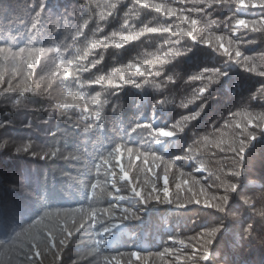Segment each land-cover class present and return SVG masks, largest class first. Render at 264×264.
Listing matches in <instances>:
<instances>
[{
  "label": "trees",
  "instance_id": "trees-1",
  "mask_svg": "<svg viewBox=\"0 0 264 264\" xmlns=\"http://www.w3.org/2000/svg\"><path fill=\"white\" fill-rule=\"evenodd\" d=\"M40 3L0 0V46L13 52L21 47L52 49L41 54L30 80L25 79L23 66L13 72L11 61L2 62L0 92L9 88V81L12 91L0 96V140L10 141L0 150V264L25 261L30 255L27 246H10L44 212L90 206L111 208L116 217L125 208L135 215L107 224L109 215L95 212L97 223L86 222L78 228L61 246L58 257L47 255L44 264H116L113 256L119 264H129L128 254L134 251L141 256L139 261L131 258L135 264H264V244L258 242L264 238V218L258 215L264 211V130L254 129L256 135L245 148L239 177L232 174L234 154L214 146L239 138L243 114H264V76L258 74L264 71L260 55L264 32L234 31L235 19L259 20L264 9L250 8L241 16L235 0L210 6L209 0H43L39 23L33 29ZM156 4L163 10L158 11ZM149 28L158 31L148 32ZM164 28L170 31H160ZM178 28L193 31L195 39L178 33ZM132 36L137 38L125 40ZM177 39L180 43H173ZM200 40L217 46L223 43L233 55L239 48L243 56L253 57L248 67L256 66L258 71L249 72L232 61L225 65L228 55L223 49L196 42ZM177 51L182 54L176 56ZM24 56L29 58L27 53ZM61 59L72 60L69 75L64 77L61 70L49 86L46 78ZM130 65H138L139 70ZM216 68L224 72L220 78L211 71L204 73ZM201 75L206 78L195 79ZM205 86L206 93L200 94ZM25 88L39 89L40 94H21ZM15 99L13 107L10 101ZM93 99L97 104L91 103ZM58 100L69 107H58ZM156 127L175 134L157 140L153 137ZM28 143L30 151L58 149L65 155L40 158L31 152H13ZM116 145H120L119 152L114 151ZM146 152L161 159L149 155L145 163ZM105 157L110 161L107 164ZM172 160L168 168L166 162ZM121 166L128 170L133 186L148 191L153 182L162 188L166 175L170 198L181 203L202 187L206 195L198 197L199 205L142 201L119 175L115 188L107 186L111 195L91 192V184L103 181L105 169L119 174ZM223 182L237 184L225 211L204 207L206 198L219 203L211 197L225 195ZM120 196L124 199L119 200ZM249 224L257 239L244 238ZM213 227L219 231L209 246L210 259L200 261L202 249L193 238ZM194 249L196 257H192ZM37 259L30 264H39Z\"/></svg>",
  "mask_w": 264,
  "mask_h": 264
},
{
  "label": "snow or ice",
  "instance_id": "snow-or-ice-1",
  "mask_svg": "<svg viewBox=\"0 0 264 264\" xmlns=\"http://www.w3.org/2000/svg\"><path fill=\"white\" fill-rule=\"evenodd\" d=\"M138 2H141V0H138ZM233 2V0H209V6L211 4H225V3H231ZM235 3L237 5H239L240 7V11L238 13V15L241 16H246L244 13L246 12V10L250 9V8H261L264 9V0H235ZM44 3L43 0H41L40 3V11H37L35 13V16L33 17V23L31 24V28L35 29L36 25L39 23L40 20V13L41 10L43 9ZM151 6V5H149ZM114 7V6H113ZM158 11L163 10L162 6L160 4H156L154 6ZM196 11H200V9H195ZM173 10L169 9V14H172ZM234 19L233 17H229L228 20H232ZM185 22L188 21L187 17H184ZM192 24H195V21H191ZM235 25L236 28L234 29V31L238 30V29H243V30H250L252 32H264V15H261L259 20L256 19H244V18H239V19H235ZM226 26H227V21H226ZM148 32H156L158 31L155 28H149L147 29ZM160 31H164V32H168L170 31V29L168 28H164L161 29ZM177 32L182 34V35H187L189 37H193V39H195L194 37V32L193 31H186L184 28H178ZM176 33H173V36H175ZM136 36H132V37H127L125 38V40L127 39H136ZM220 37H216L217 41H220ZM198 43H202V44H211L212 47H217V50L223 49V51L228 55V60L225 61V65H227V63L229 61L235 62L236 64L244 67L247 71L249 72H257L258 69L256 66L253 67H248V64L250 61H252L253 57H246L243 56L242 52L239 50V48L236 49L235 54L233 55L231 50L229 48H225L223 43H219L218 46L217 44L213 43L211 40H200V41H196ZM31 43V41H30ZM101 43L100 41H97V44ZM167 43V41H166ZM173 43L175 44H179L180 41L177 39L175 41H173ZM45 51H52V49H42V48H35V47H31V48H24L23 50L19 49V51L13 52L10 48L9 51L6 52L5 54L0 55V64H2L3 61H8L7 57H13L15 58L19 64L20 67L23 66L26 71L23 73V75L25 76L26 80H30L33 76V72L36 69L37 65L39 64L40 61V57L41 54L44 53ZM186 51H189V49H187ZM27 53L28 54V59H25L24 54ZM182 53L177 51L175 53L176 56L181 55ZM57 55H59V53H57ZM261 56H264V51H262L260 53ZM243 63H242V60ZM72 64V60H67V62H65L64 59H61L60 64L57 66L56 71L51 72V74L49 76H47L46 78V82L49 86H52L53 81L56 79L57 77V73L60 72L61 70H63V76L67 77L69 75L68 72V67L71 66ZM130 67H136L138 70V65H130ZM261 67H264V65H262ZM13 72H15L12 69ZM81 71H87V69L82 68ZM209 71L213 72L215 74V76L217 78H220L222 75H224V72H222L219 68L216 69H205L204 73H208ZM149 75H151L152 73L149 71L148 73ZM258 74L264 76V71H259ZM155 75H160L159 72L155 73ZM206 76L205 75H201L198 77H195V79H199V80H203L205 79ZM209 83H212V78L211 77H207ZM0 80H3V74L0 75ZM42 83L45 82L44 80L41 81ZM99 81H97L98 83ZM61 83H64V81H61ZM125 83H131V81H127L125 80ZM137 87H139V85H136ZM9 88H11V81H9ZM31 88H25L23 90H30ZM207 90V86L205 87H201L199 89V93L200 94H205ZM261 90H264V85H262ZM62 95V93H61ZM69 95H72L71 92H69ZM98 95V94H97ZM256 97L253 96L252 99H255ZM92 104H97V100L93 99L91 101ZM58 107L63 108V109H67L69 107V105L67 104H63L60 103V101L58 100ZM97 119H99V112L95 113ZM198 115V114H197ZM235 115H241L240 113H237ZM245 117V124L244 126L241 128V125L239 123L236 124L237 128H241V131L239 133V138L236 141L233 142H227V141H221L216 143L214 146L216 148H219L221 151H226V152H231L234 154L233 156V162H240L241 158L243 157V153L245 151V148L247 147L249 141L251 139L255 138L256 135V131L255 130H264V114H258L257 116H253L250 113H245L243 114ZM195 117H185L186 120L188 119H194ZM91 125H88L86 127H90ZM137 127H141L139 124L137 125ZM151 127V126H149ZM160 129H165L166 127H156L155 128V133L156 135H153L154 138H156L157 140L161 137H171V136H163L160 133ZM255 129V130H254ZM179 129H177L178 131ZM168 131V130H167ZM175 134V131H169ZM205 140H207L208 138L205 137ZM227 145L226 147L224 145ZM32 148V144L28 143V144H23L21 147H18V151H24V152H31L32 155L35 156H39L40 158H48L49 156L54 157L57 156L58 154L61 156H64L65 154L60 153L58 149H48L47 151H45L44 149L40 150V151H30V149ZM120 149V145H116V148L114 149L115 152H119ZM129 152L132 151V149L128 150ZM189 151H192V149H189ZM112 154L109 153V156H111ZM151 155L154 157V159H161L160 157H157L156 154L154 152L152 153H144L145 156V163H147V157ZM66 158V157H65ZM104 159V163L107 164L109 163V159L108 158H103ZM119 159V157H117V160ZM174 159H184V157H176ZM173 160L172 161H167V167L170 168L172 167L173 164ZM234 165V164H233ZM235 168V167H234ZM97 173L99 174L100 172V168L97 167L96 169ZM167 171V168H166ZM233 175H236V170L233 171L232 173ZM117 175H119V179L121 181H126L128 183V185L130 186V191L131 193H133L136 197L140 198L142 201H147V200H164V201H168L170 203H174L178 206H185V205H189V204H201V200L198 198L199 196H205V190L203 189V187L201 188L199 193H195L192 192V189L189 188L188 191L192 192L191 197H189L188 199H186L183 203H181L179 200H173L170 198V190H169V181L167 179V176L165 175L164 177V186L161 188L158 186L157 183L153 182L150 186V191H148L147 189H140L138 186H133L132 182L129 180V176H128V170L126 169L125 166H121L120 167V173H116L115 171L111 170V169H105L104 170V179L103 181L101 180H97L95 183L91 184V192L93 194H98V193H105L107 192L108 195H111V192H108L107 186L111 185L113 188H115V184H116V177ZM157 177H159V174H157ZM219 179V177H217ZM184 183L186 184L187 181H184ZM198 183V181H197ZM220 186L224 187L225 189V195L223 196H215L213 195L211 197L212 201H219V203L214 204L211 203L209 201V199H205L203 201V205L204 207H208V206H213L215 208H217L218 210H220V203L224 200H226L227 198V193L232 192L236 189L233 188V183H227V182H223ZM99 188V191H97V189ZM176 188L178 190H180L182 188L181 183L177 182L176 183ZM147 191V196H145L144 192ZM136 193H139V195H136ZM119 200L124 199L123 196L118 197ZM244 203L246 205H250V202L248 200H245ZM85 208V207H77V208H72V209H57V210H53V211H46L44 212V214L37 219L34 223H32L31 225L25 227L24 229H22L17 235H18V240L15 242V245L10 246L14 249V247L16 245H18L21 248H24L25 246H27V249L30 253V255L28 257H26L25 261L23 262H18V264H30L31 260L33 258L37 259L39 261V264H44V257L47 255H52L54 258L58 257L59 255V250L61 248V246L66 242L67 238L69 236H71V234L73 232H75L78 228H80L81 226H83L86 222L87 223H92L95 224L97 223L96 218H95V212L97 211H101L103 213H107L109 215V220L106 221L107 224H111L112 221H115L119 218L128 216V215H132L134 216L135 213H132L129 209H123L121 212V215L119 217H116L114 214L113 209L109 208V209H95V208ZM50 218H56V222L54 224V226L51 223ZM107 229H105L106 231ZM219 231V227H213L210 230H208L206 233L204 234H198L197 237H194L193 239H195L197 241V243L200 245V248L202 249V251L199 254V260L200 261H205L210 259V251H209V246L211 245L212 241H213V237H215L216 233ZM201 241H203L202 243H200ZM180 243H183V241H180ZM93 251H96V249L94 248ZM171 251L170 249H165V252H169ZM123 255V254H121ZM129 256V264H135V262L132 261V257L136 258V261H139L141 259L140 253L139 252H131L130 254H128ZM197 256V250L194 249L193 253H192V257H196ZM190 257V259L192 258ZM103 259L105 261H109V257L104 256ZM179 259V257H178ZM111 260L116 261V264H119V260H117V257L113 256L111 257ZM110 264V262H109Z\"/></svg>",
  "mask_w": 264,
  "mask_h": 264
},
{
  "label": "clouds",
  "instance_id": "clouds-1",
  "mask_svg": "<svg viewBox=\"0 0 264 264\" xmlns=\"http://www.w3.org/2000/svg\"><path fill=\"white\" fill-rule=\"evenodd\" d=\"M29 43H30V41H29ZM20 49L23 50L24 48L21 47ZM8 51H9V48L8 47L0 46V55L5 54ZM7 60L8 61H11L15 65L13 67V70L15 72H17L19 70V68H20L19 62L15 58H13V57H7ZM2 68H3V65L0 64V75L3 74ZM11 91H12L11 88L5 89L3 92H0V96H4L5 93L11 92ZM28 91H31V92H33L34 94H37V95L40 94L39 89H32V88L30 90H21V94L24 93V92H28ZM47 91H48V89H44V92L45 93ZM10 103L12 104L13 107H15L17 105V100L16 99L15 100H11ZM51 114H53V112H50L49 113V115H51ZM2 126H3V124H0V127H2ZM160 133L163 136H173L174 135V133L169 132V131H167L165 129H160ZM9 144H10V141L7 138L0 140V150H3ZM13 152H19L18 151V147H15L14 150H13ZM242 160H243V157L241 158V161L240 162H238V163L237 162H233L234 167H235V170H236V173H237L236 175H234L235 177H239L241 175ZM249 182L250 183H255L256 181H253V180H250L249 179ZM236 186H237V184L236 183H233V188H235ZM230 193L231 192L227 193L226 200H224V201H222L220 203V205H219L220 210L219 211H221V212H224L225 211V205L227 204V202L229 200ZM136 195H139V193H136ZM208 208H213V206L210 205V206H208ZM258 215L261 218H264V211L259 212ZM50 220H51L52 225L54 226V224L56 222V218H50ZM250 236L253 237V238H255V239H257L256 236H255V234H254V232L252 231V225L251 224H249L248 227H247V229H245V231H244V238L245 239H247ZM258 242H260L261 244H264V238H259L258 239Z\"/></svg>",
  "mask_w": 264,
  "mask_h": 264
}]
</instances>
